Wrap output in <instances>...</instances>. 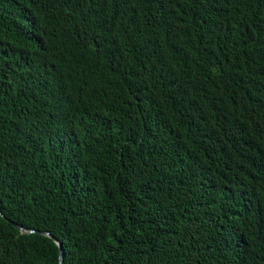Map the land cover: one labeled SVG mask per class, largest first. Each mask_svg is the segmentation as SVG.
<instances>
[{
  "label": "trees",
  "instance_id": "1",
  "mask_svg": "<svg viewBox=\"0 0 264 264\" xmlns=\"http://www.w3.org/2000/svg\"><path fill=\"white\" fill-rule=\"evenodd\" d=\"M0 264H264V0H0Z\"/></svg>",
  "mask_w": 264,
  "mask_h": 264
},
{
  "label": "water",
  "instance_id": "2",
  "mask_svg": "<svg viewBox=\"0 0 264 264\" xmlns=\"http://www.w3.org/2000/svg\"><path fill=\"white\" fill-rule=\"evenodd\" d=\"M0 215L2 217H4L2 211L0 210ZM12 225H14L16 228H18L22 233L24 234H42V235H45V236H48L50 238H52L56 243L57 245L59 246L60 248V257H59V264H63V261H64V249H63V245L61 242L58 241V239H56L54 236H52L49 232H42V231H38V230H34V229H28V228H25L24 226L18 224V223H15V222H12Z\"/></svg>",
  "mask_w": 264,
  "mask_h": 264
}]
</instances>
